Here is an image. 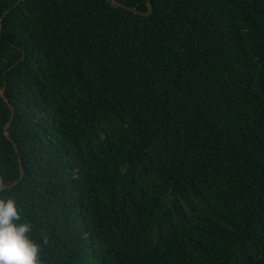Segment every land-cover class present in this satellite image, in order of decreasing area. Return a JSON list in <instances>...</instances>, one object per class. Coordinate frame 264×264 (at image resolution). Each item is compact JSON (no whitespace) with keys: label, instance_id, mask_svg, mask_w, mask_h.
Instances as JSON below:
<instances>
[{"label":"trees","instance_id":"16d2710c","mask_svg":"<svg viewBox=\"0 0 264 264\" xmlns=\"http://www.w3.org/2000/svg\"><path fill=\"white\" fill-rule=\"evenodd\" d=\"M0 0V195L41 264H264V0Z\"/></svg>","mask_w":264,"mask_h":264},{"label":"clouds","instance_id":"9594fccd","mask_svg":"<svg viewBox=\"0 0 264 264\" xmlns=\"http://www.w3.org/2000/svg\"><path fill=\"white\" fill-rule=\"evenodd\" d=\"M14 197L0 195V264H41L42 243Z\"/></svg>","mask_w":264,"mask_h":264},{"label":"water","instance_id":"95a60500","mask_svg":"<svg viewBox=\"0 0 264 264\" xmlns=\"http://www.w3.org/2000/svg\"><path fill=\"white\" fill-rule=\"evenodd\" d=\"M111 3L115 7L121 6V7L128 8V9H130V10L136 12V13H141L136 7H130L126 3H123L121 1L111 0ZM149 7H150V9H149V11L146 14H150L153 11V4H152L151 0H149Z\"/></svg>","mask_w":264,"mask_h":264}]
</instances>
